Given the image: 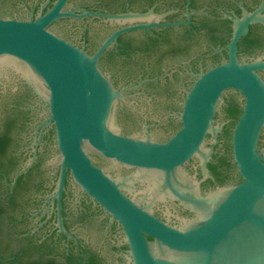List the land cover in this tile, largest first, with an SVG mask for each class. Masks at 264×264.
<instances>
[{"label": "flooded vegetation", "instance_id": "1", "mask_svg": "<svg viewBox=\"0 0 264 264\" xmlns=\"http://www.w3.org/2000/svg\"><path fill=\"white\" fill-rule=\"evenodd\" d=\"M56 1L0 0V18L36 19ZM62 11L71 15L48 28L90 55L99 53L102 72L125 96L112 117L124 136L166 142L175 135L194 83L229 60V45L245 25L239 61L264 62V0H66ZM257 72L264 80V69ZM244 106L241 92L225 90L214 116L221 130L206 135L207 170L199 157L183 165L203 193L243 181L233 132ZM258 145L264 149V128ZM87 152L162 221L180 227L195 216L172 196L152 201V176L139 168L89 146ZM0 264H129L122 225L69 167L63 173L45 85L30 84L12 67H0Z\"/></svg>", "mask_w": 264, "mask_h": 264}, {"label": "water", "instance_id": "2", "mask_svg": "<svg viewBox=\"0 0 264 264\" xmlns=\"http://www.w3.org/2000/svg\"><path fill=\"white\" fill-rule=\"evenodd\" d=\"M65 2L57 0L29 21L0 18V67L16 69L30 84L45 85L63 173L69 167L83 189L122 225L129 264H264V149L258 145L264 128V80L257 72L264 62L242 63L237 57L246 25L229 45V60L194 83L180 115L182 128L158 142L120 133L112 117L125 96L102 72L99 53L90 55L48 28L55 19L71 15L62 11ZM227 89L245 98L233 132V156L243 181L203 193L183 165L199 157L207 170L211 149L205 147L206 135L221 130L214 116ZM88 146L152 176V201L172 196L195 216L180 227L162 221L94 165Z\"/></svg>", "mask_w": 264, "mask_h": 264}]
</instances>
